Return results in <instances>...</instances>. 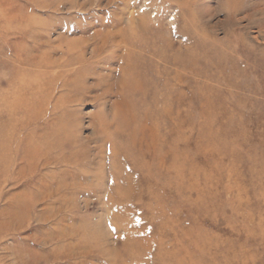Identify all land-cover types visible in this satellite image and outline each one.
<instances>
[{
  "label": "rangeland",
  "instance_id": "374dc122",
  "mask_svg": "<svg viewBox=\"0 0 264 264\" xmlns=\"http://www.w3.org/2000/svg\"><path fill=\"white\" fill-rule=\"evenodd\" d=\"M18 66L75 145L20 178L6 139L0 264H264V0H0Z\"/></svg>",
  "mask_w": 264,
  "mask_h": 264
},
{
  "label": "bare ground",
  "instance_id": "6f19581e",
  "mask_svg": "<svg viewBox=\"0 0 264 264\" xmlns=\"http://www.w3.org/2000/svg\"><path fill=\"white\" fill-rule=\"evenodd\" d=\"M76 60H78V57ZM70 62L72 65L75 61L71 59ZM46 63L47 67L53 65V62ZM30 65H32L30 67H33L34 63ZM36 67L42 68L38 63H36ZM31 72V69H26L25 73L24 67L18 66L13 93L8 97L0 96V116L5 114L11 118L12 114L13 118L11 130L5 129L0 125V134L4 138V140L0 141V149H6V139H9L11 136L13 140L14 160L16 164L22 165V168L17 173L20 178H25V175L28 173L35 172L44 161L45 163L42 167L54 164L63 165V161L57 157L58 147L61 146L60 141L63 144L75 142V139L70 138L71 131L62 130L55 133V129L61 120H57L58 118L56 117L50 119V113L46 106L47 100L50 98V92L54 90V87L58 83L57 81L60 79L54 85L50 86L49 84L44 90L45 93H42L41 89L34 88L29 81L32 77ZM121 74L122 89L127 90L132 87H139V84L133 83V80L130 81V76L126 75L125 77L124 73ZM71 147L73 146L71 145ZM24 168H27L29 172H26ZM128 245L129 243H127V249L125 248L127 251L130 249Z\"/></svg>",
  "mask_w": 264,
  "mask_h": 264
}]
</instances>
